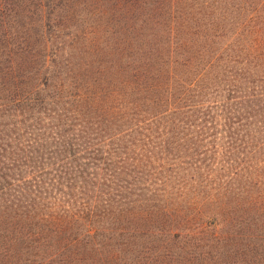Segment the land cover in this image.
Listing matches in <instances>:
<instances>
[{
    "label": "trees",
    "instance_id": "1",
    "mask_svg": "<svg viewBox=\"0 0 264 264\" xmlns=\"http://www.w3.org/2000/svg\"><path fill=\"white\" fill-rule=\"evenodd\" d=\"M0 264H264V0H0Z\"/></svg>",
    "mask_w": 264,
    "mask_h": 264
}]
</instances>
